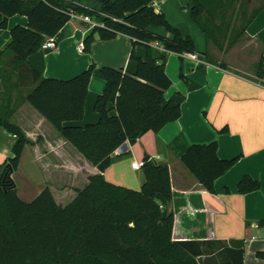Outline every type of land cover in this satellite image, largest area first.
Here are the masks:
<instances>
[{"label": "trees", "instance_id": "1", "mask_svg": "<svg viewBox=\"0 0 264 264\" xmlns=\"http://www.w3.org/2000/svg\"><path fill=\"white\" fill-rule=\"evenodd\" d=\"M156 0H0V29L15 15L28 17V27L17 26L1 57H15L19 86L32 88L28 102L92 166L99 171L72 187L74 197L57 201L48 185L31 202L18 194L12 175L19 169L29 141L10 115L0 113V127L17 137L12 157L0 165V264H244V241L174 240L171 174L167 165L146 156L140 190L107 181L104 173L113 154L123 145H135L149 132L159 133L182 115L179 103L168 102L165 93L173 83L166 72L170 54L181 60L197 54L191 36H183ZM193 21L218 50H229L244 35L251 15L245 0H188ZM72 14L101 21L84 39V52L93 43L124 34L147 48L146 59L137 62L134 74L102 67L106 88L95 104L100 119L86 127L66 126L84 119L88 88L95 64L70 80L43 77L28 63L42 45L71 21ZM241 23V25H239ZM165 28L172 39L151 32ZM160 48H163L161 50ZM264 85V57L256 72ZM111 105V107H110ZM221 133L226 134L225 128ZM130 155L122 152L118 157ZM240 156L224 160L218 143L194 144L181 157L183 166L208 192L216 193V181L230 171ZM261 189V183L244 175L237 185L241 195ZM257 257L264 260V252Z\"/></svg>", "mask_w": 264, "mask_h": 264}, {"label": "crops", "instance_id": "2", "mask_svg": "<svg viewBox=\"0 0 264 264\" xmlns=\"http://www.w3.org/2000/svg\"><path fill=\"white\" fill-rule=\"evenodd\" d=\"M244 2L248 15L260 9L241 37L253 44L255 51L250 56L239 54L236 58L228 50L220 51L207 41L192 19L188 0L155 1L156 10L163 12L172 26L183 36L193 38L199 60L187 57L181 60L177 54H170L166 72L173 85L165 98L180 104L181 117L159 133H147L133 146L127 143L130 155L118 157L119 153H114L113 163L104 177L116 185L140 190L144 174L132 168L134 162L144 161L148 156L167 165L173 192L174 240L244 241V264H264L257 257L258 252H264V85L256 75L260 59L264 57V0ZM83 16L71 19L54 37L55 50L40 49L28 58V63L43 77L60 80L73 79L95 64L84 119L65 124L84 128L100 119L94 109L106 88L100 69L111 67L134 74L137 62L132 54L146 59L147 48L119 34L112 40L97 39L91 52L86 53L80 46L93 27ZM28 25V17L24 15L9 18L7 28L0 29V54L9 45L12 30ZM150 30L173 38L165 28ZM216 50L222 54H214ZM234 60H240L239 65ZM14 62L11 54L1 57L0 113L10 115V122L21 128L29 143L12 178L25 202L33 201L49 185L57 201L66 204L75 194L71 188L86 182L88 174L96 175L99 171L25 101L32 88L19 86ZM225 128L228 133H221ZM16 141L15 135L0 127V165L12 157ZM212 142L218 143L221 159L240 156L238 163L216 181L214 194L204 189L181 163V157L191 145ZM244 175L258 180L261 189L239 194L237 185Z\"/></svg>", "mask_w": 264, "mask_h": 264}, {"label": "built area", "instance_id": "3", "mask_svg": "<svg viewBox=\"0 0 264 264\" xmlns=\"http://www.w3.org/2000/svg\"><path fill=\"white\" fill-rule=\"evenodd\" d=\"M79 15H76V14H72L71 18L72 19H75L77 18ZM83 20L87 23H89L93 28L95 26H97L98 24L95 23V21L89 17V16H83ZM100 26H103L102 22L100 24ZM57 48V43L55 41L54 38H49L41 47V49L43 50H55ZM80 49L82 51H84V44H82L80 46ZM161 50H163V48H160ZM184 57H187V58H191L192 60H199V56L197 54H187L185 55ZM144 166V161H136L132 164V168L134 170H141Z\"/></svg>", "mask_w": 264, "mask_h": 264}, {"label": "rangeland", "instance_id": "4", "mask_svg": "<svg viewBox=\"0 0 264 264\" xmlns=\"http://www.w3.org/2000/svg\"><path fill=\"white\" fill-rule=\"evenodd\" d=\"M254 48L255 47L253 46V44H250L247 40H245L244 38H242L240 40V43H238L233 48H231L230 50H228L227 53L233 54L234 57H236V58L239 57V54H244L245 56H250L252 53H254V51H255ZM214 54H222V53L221 52H218L216 50V51H214ZM240 60H234V64L235 65H239V61ZM22 182L23 181L21 180L20 183L22 184Z\"/></svg>", "mask_w": 264, "mask_h": 264}, {"label": "water", "instance_id": "5", "mask_svg": "<svg viewBox=\"0 0 264 264\" xmlns=\"http://www.w3.org/2000/svg\"><path fill=\"white\" fill-rule=\"evenodd\" d=\"M128 151V145L127 144H125V145H123L117 152L119 153V154H121L122 152H127Z\"/></svg>", "mask_w": 264, "mask_h": 264}]
</instances>
